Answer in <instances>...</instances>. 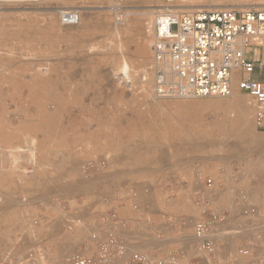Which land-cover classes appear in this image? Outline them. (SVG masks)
<instances>
[{
	"label": "rangeland",
	"instance_id": "374dc122",
	"mask_svg": "<svg viewBox=\"0 0 264 264\" xmlns=\"http://www.w3.org/2000/svg\"><path fill=\"white\" fill-rule=\"evenodd\" d=\"M180 3L0 0V264L35 245L68 264L88 225L121 207L127 227L151 225L141 238L149 249H183L196 264L203 255L186 242L206 205L226 211L245 190L264 208V133L253 114L244 134L228 127L227 99L153 94V15ZM71 10L79 25L64 27L60 13ZM207 179L222 194L197 185ZM243 224L234 214L221 229ZM220 237L229 261L240 240Z\"/></svg>",
	"mask_w": 264,
	"mask_h": 264
},
{
	"label": "built area",
	"instance_id": "2783aa9c",
	"mask_svg": "<svg viewBox=\"0 0 264 264\" xmlns=\"http://www.w3.org/2000/svg\"><path fill=\"white\" fill-rule=\"evenodd\" d=\"M71 1L80 4L108 2L117 8L122 2L174 3L188 0ZM214 7L194 11L168 9L159 13L152 46L153 94L158 100L225 99L231 95L234 84L251 99L255 128L264 133V82L253 78L256 70L263 68L256 50L264 48V6L252 5L247 9ZM79 20L80 14L74 10L60 15V23L64 27L76 26ZM101 166L104 168L105 164ZM204 185L210 190L213 180H205ZM238 194L230 211H212L209 205L202 209V217L194 224L193 229L196 249L203 255L193 260L196 264H264V208L254 205L245 190ZM234 214L246 221L253 236L246 239L228 261L220 255L217 241L219 230ZM100 218L99 223L88 225L90 232L86 241L66 259V263L190 264L184 261L182 252L159 256L132 248L117 232L125 229L124 221L114 214ZM111 221L118 230L104 233L103 225ZM28 253L27 257L13 254L9 257L8 264H52L50 256L41 245L31 247Z\"/></svg>",
	"mask_w": 264,
	"mask_h": 264
},
{
	"label": "bare ground",
	"instance_id": "6f19581e",
	"mask_svg": "<svg viewBox=\"0 0 264 264\" xmlns=\"http://www.w3.org/2000/svg\"><path fill=\"white\" fill-rule=\"evenodd\" d=\"M252 5H261L264 6V0H188L186 2H182L180 4H176L174 6H163L158 10L154 15H153V20H154V24H153V28H152V33H153V40L156 34V19L157 16L159 15V13L165 11V10H173V11H194V10H202L204 7H209V6H215L214 8H219V7H223V8H232V9H247L250 8ZM78 10V9H77ZM78 12V11H77ZM63 12L60 13V15ZM60 19V18H59ZM80 22V20H79ZM79 25V24H78ZM77 26V25H76ZM72 27V26H71ZM154 42V41H153ZM256 54H258V50H256ZM145 55V54H144ZM146 55H148V52L146 50ZM145 60L144 57H141L140 59V65L141 63H143V61ZM140 67V66H139ZM248 96H243V94L239 93L236 89V86L233 84L232 86V92L231 95L225 99H227L225 102L221 103L222 109L225 113L227 112H232L235 114L234 120H228V127L230 128H234L236 129L238 132L240 130H238L241 126H243L242 130L243 133L246 134L248 127L247 125H249V122L251 121V114L254 115V105L251 101L252 105H249L247 103L244 102L243 98H247ZM242 117L244 119V123L242 125L239 124V118ZM254 122V120H253ZM254 124V123H253ZM227 125V124H226ZM250 127H251V122H250ZM240 133V132H239ZM150 147V146H149ZM165 148V147H164ZM168 148V147H167ZM264 149V148H263ZM161 151H163V149H161ZM260 157V156H259ZM257 161V160H256ZM71 168V167H69ZM73 171V170H72ZM149 171V170H148ZM48 179V178H47ZM77 181V180H75ZM80 181V180H79ZM49 182V181H48ZM47 182V183H48ZM73 182V181H72ZM66 184V183H65ZM63 185V184H62ZM69 185V184H68ZM76 185V184H75ZM78 185V184H77ZM84 187V183H79V186ZM55 186V185H54ZM60 185H58L59 187ZM64 186V185H63ZM65 187V186H64ZM61 187V190L64 188ZM68 187V186H67ZM70 187V185H69ZM72 187V186H71ZM46 188V187H45ZM56 188V187H55ZM60 188V187H59ZM78 188V186L76 187ZM87 188V187H86ZM26 189V188H25ZM34 189V188H33ZM58 189V188H57ZM65 189V188H64ZM77 190V189H76ZM78 191V190H77ZM80 191V190H79ZM82 192H84V190H82ZM213 197V196H212ZM95 201V200H94ZM96 202V201H95ZM90 205H94L93 203H89ZM88 204V205H89ZM96 204V203H95ZM89 205V206H90ZM88 206V207H89ZM90 206V207H92ZM85 207V206H84ZM81 209V208H80ZM238 227V226H237ZM236 227V228H237ZM233 227H231L230 229H232ZM227 229H229L227 227ZM229 229V231H230ZM222 233L221 236L223 237V235H229V231L225 230H220ZM219 234V236H220ZM185 237H183L182 239H184ZM181 239V240H182ZM188 239H190L191 241H187V245L188 242H192L193 241V237H189ZM183 241V240H182ZM184 241V243H185ZM185 245V244H183ZM60 248V246H59ZM58 248V249H59Z\"/></svg>",
	"mask_w": 264,
	"mask_h": 264
},
{
	"label": "crops",
	"instance_id": "0c3cea01",
	"mask_svg": "<svg viewBox=\"0 0 264 264\" xmlns=\"http://www.w3.org/2000/svg\"><path fill=\"white\" fill-rule=\"evenodd\" d=\"M253 78H255V79H257V80H260L261 81V74L260 73H258V75H255ZM263 82V81H262ZM237 89V88H236ZM237 91L239 92V93H243V92H241V91H239L238 89H237ZM200 179V178H199ZM197 185L200 187V186H202L203 188H205L206 189V187H204L203 185H202V183H198V181H197ZM207 191H209V192H215V193H217L216 194V196L217 195H219L222 191H220V190H218V188H213V189H210V190H208V189H206ZM222 194V193H221ZM233 205H234V201H233V203L231 204V206H230V208H228L226 211H230V210H232L233 209ZM123 208V209H122ZM221 212H224V211H221ZM111 214L113 215H116L120 220H122V221H124L125 223H126V227H125V229L124 230H118V229H116V227H115V223H113V221H111V223H108L107 224V222L103 225V228H102V230L104 231V233H106V231H110V230H114V231H117L121 236H122V238L125 240V242L128 244V245H130L132 248H136V249H141V250H143L144 252H147V253H150V254H153V255H159V254H162V252L163 251H160L159 249H157V248H151L150 247V249L148 248L149 246L146 244V243H143V242H145V241H142L141 240V238H144V237H148V236H151L152 234H150L149 232H150V230L152 229L151 228V225H149V224H147L148 225V227H147V225H144V224H142V222L141 223H137V225H136V228H139V229H133V228H131V226L129 225L128 227H127V223H129V220H127V219H123V218H121L120 216H124V217H126L127 216V214H126V212L124 211V207H121L120 208V210H119V213H117V212H115L114 210H112V213H108V214H106V215H101V216H105V217H110L111 216ZM91 225H94L95 223H90ZM107 224V225H106ZM149 228H151V229H149ZM242 229V231H240ZM153 230V229H152ZM220 230H222V229H220ZM219 230V231H220ZM232 230V229H231ZM230 230V231H231ZM229 231V235H232V236H237V238H234V240H240V242H239V247H241L242 245H243V243L245 242V240L246 239H248V238H252V236H253V231L249 228V226L248 225H246V221H245V225L243 224V226L241 227V228H236V229H234V230H232L231 232ZM153 232V231H152ZM142 236H144V237H142ZM220 236H221V234H220ZM219 236V241L221 240V237ZM193 240H194V238H193ZM231 240H233V238L231 239ZM233 240V241H234ZM195 242V241H194ZM238 247V248H239ZM148 248V249H147ZM178 252H182L183 253V255H184V259H185V257L187 256V254L185 255L184 254V251H183V249H179L178 250ZM172 253V252H171ZM235 253V252H234ZM233 253V254H234ZM165 254V253H164ZM168 254H170V253H166V255H168ZM232 254V255H233ZM231 254L228 256V258H230L231 256H232ZM159 256H161V255H159Z\"/></svg>",
	"mask_w": 264,
	"mask_h": 264
}]
</instances>
